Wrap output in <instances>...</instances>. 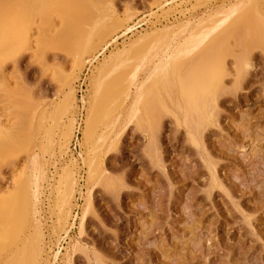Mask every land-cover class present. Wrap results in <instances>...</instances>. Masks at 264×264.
<instances>
[{
    "label": "rangeland",
    "instance_id": "374dc122",
    "mask_svg": "<svg viewBox=\"0 0 264 264\" xmlns=\"http://www.w3.org/2000/svg\"><path fill=\"white\" fill-rule=\"evenodd\" d=\"M2 1L7 17L17 19L14 33L26 32L30 42H17L7 56L0 57V125L9 132L8 138H0V200L9 199L11 204L14 200V207L21 204L20 200L24 204L29 193L24 209L30 211L29 219L33 218L24 222L20 212L17 228L13 221L10 230L4 229V234L18 231L22 238L18 236L19 241L0 249V264L20 253L23 238L31 239L26 241L27 248L42 246L41 264H264V46L260 44L264 0H50L52 8L47 7V0H31L33 9H25L30 0ZM223 16L240 24L224 33L223 46L227 48L221 53V78L202 96L207 100L213 90L211 111L200 112L202 116L207 114L206 122H199L196 129L183 125L182 104L191 101V95L184 91L178 76L182 61L171 63L166 79L164 74L157 76L156 100L138 95L144 79L156 68L154 74H158L165 62L156 61L164 60V44L182 42L188 31H177V35L172 33L158 41L164 42L161 58L153 45L157 41L140 42L139 58L131 56L122 66L130 72L126 71L129 75L123 78L127 98L113 94L102 118L106 120L103 123L109 121L102 123L104 127L99 123L96 131L98 136L102 128L107 129L102 130L104 138L97 149L105 179L88 183L84 158L89 150L82 136L89 108L97 104L91 97L94 68L112 49L166 26L175 28L183 22L193 25L201 18L206 21L204 25H214L208 38L224 23L220 19ZM115 18L124 19V25L102 43L99 32ZM135 19H143L144 24L114 43L122 32L135 29ZM128 26L131 28L125 30ZM40 36H48L41 46ZM86 37L95 39L98 47L94 52L82 50L85 61L74 68L78 43L85 42ZM62 42L77 44L72 52L75 56ZM73 68L72 110L63 100L65 80ZM119 69L109 73L111 88L118 87L119 75H115ZM180 96L186 101L182 103ZM78 105L83 110L79 148L71 152L69 143ZM69 114L72 131L67 147L62 149L61 124L68 123ZM139 117L142 120L138 125ZM70 160L77 183L68 217L71 224L63 230L57 222L59 209H63L58 179L61 167ZM88 200L90 208L84 214Z\"/></svg>",
    "mask_w": 264,
    "mask_h": 264
},
{
    "label": "bare ground",
    "instance_id": "6f19581e",
    "mask_svg": "<svg viewBox=\"0 0 264 264\" xmlns=\"http://www.w3.org/2000/svg\"><path fill=\"white\" fill-rule=\"evenodd\" d=\"M33 1L31 2V0H30V3H32V6L31 5H30L31 7L29 6L30 8L28 7V5L30 3L27 2L26 3V6L27 7H25V9H33L32 7H35L34 6L35 4H34ZM47 1H46L47 7L48 8H50V7L52 8V2H50V0H47ZM39 3L40 2L38 1V6L41 4V3L40 4ZM8 5H10V4H8ZM0 9L2 11L1 16H0V57H1V56H7L8 55V52L10 51V49L17 42L18 43H21V44H27L28 41L30 42V40H29L28 35L25 36L26 35V32H25V34L23 32V35H21V33L20 34H15L14 33L16 31L15 28L17 27L16 24L18 23L17 22V19H14V17L12 19H9L10 17L9 18L7 17V12H6V8H5V2L2 1V0H0ZM49 10H47V11H49ZM52 10H50V11H52ZM34 11H35V9H34ZM38 11H39V9H38ZM53 12H55V11H53ZM34 13H36V12H34ZM61 13H63V12H61ZM224 13L225 12H222V14H224ZM36 14H33L32 16H35ZM129 15H130V13L128 12L126 16L129 17ZM41 18H42V16H41ZM253 18H254V15H253ZM257 18H258V16L256 17V20L259 21V19H257ZM220 19L224 23L223 24H220L218 30L216 29L217 31L215 30V32L213 34H211L210 36H208V38H206L207 37V33H208V31H210L211 29H213L214 25H212V26H206V25H204V23L206 21L205 20H202L201 18H197L195 20L196 21L195 22L196 24H193V25H191L190 22H186V23L183 22V23L177 25V27L175 26V28L166 26L165 28L160 29V30H155V31L152 30L149 33L144 34L143 36H140V37H138V38H136V39H134V40H132L130 42H127V43L123 44L121 47H117L114 50L112 49V51H110V53L108 52V55H106L107 57H105L104 59H102V62L100 64V66H98L99 65L98 64L97 65L98 67L94 68L95 71L93 73H91L92 76H90V77H92L91 78L92 80L90 79L92 81V82H90L91 85H92V87H91L92 88L91 89L92 90L91 97H94V99L97 100V104L94 107L91 106L89 108V114L87 116V120L85 121V129L83 130L84 132H83V136H82L83 137L82 138V142L85 144V147H87L88 150H89V154H86L87 156H85V158H84V159H87V165H88V169H89L88 172H87L88 173L87 174V178L89 179V180H87L88 183H89V181H94L96 183L97 181H104V179H105V176H106L105 174L106 173L104 174V172H103L104 170L103 171L101 170V167L100 166L102 164L100 163V159L97 158V149L101 145L100 142L102 141V138H104L103 137L104 135L102 133L103 128H102V130L99 128L98 131L101 130V132H98L97 133V134H99L98 136L96 135V131H97V128H98L99 123L102 124L104 122V121L102 122V120H105V119H102V118L104 117V112L108 110L109 105H111V103L113 101L112 98H111L113 96V94L116 93V95L117 94L119 96L121 95L122 99H124L123 97H126L127 96V93H128L127 92V87L124 85L126 79H123V78H127V75H129L130 72L127 71L126 69H123V67L125 65L124 64L125 61H127L131 56H134L135 58H139V56L141 54V51L138 48V44L140 42H147L146 44H148L149 42L157 41V42H153V45L154 46H157L156 47V48H158L157 53L159 52V56H160V55H163V54H160V52L161 51L163 52V50H161V47L164 44V42H158V41H162L169 34H172L173 33V35H175L176 34L175 32H177V31H178V33L180 31H181V33H182V31H186V32L188 31V34L184 37V39H182V42H176L175 41L176 43H174V44L171 43L172 45H170V46H168L167 43L164 44L165 47H166L165 48L163 46L164 47L163 49H165L164 50L165 52H163V53L164 54L166 53L164 55V60L163 59H159V58H161V56L160 57L158 56L159 57L158 58L159 60H156V61H157L158 64H160L161 61H165V62L164 63L162 62L163 64H161V66L159 67L160 70L157 72L158 74H154L156 72V69H157L154 66L156 69H154V72L152 74H150L149 76H147L144 79V81L142 82V84L139 87L138 95L142 99H145V97H147V98L149 97V100H150V97L151 98H154L155 97V87L160 82L158 80L159 79L158 78L159 75L160 74H164L165 75V79H166L167 78V71H168L167 68H169V66L171 65V63L173 61H178V60L179 61H182V63L177 67V69L178 68H180V69L182 68V70L184 72H182V70H180V72H181L180 74H182V76L180 74L178 76H180V80H182V84L184 86V91L185 92L188 91V94L190 93V95H191V101H189V102L186 101L184 98L182 100V97L180 96L181 97V100H182V103L186 101L185 104H187V105L182 104V105H184V108L186 106L185 110L183 108V111L185 112V113L183 112L184 113V115H183L184 117H182V118H184L183 125L185 124V126H187L189 128H193V127L195 128L196 126H199L200 125L199 122L207 120V116L206 115L208 114V112L211 111L210 108L212 107V105L210 104L211 103V100H212V104L214 102V100L212 98L213 97L212 96L213 90H211V92H210L211 99L209 98L210 95L208 97H206L207 100L203 99L202 96L204 94L207 95V92L210 90L209 87L212 86V84L214 85V83L216 82L215 80L217 78H221L220 71H222V70H220L221 68H219L220 63H221L220 62L221 61V53H223V49H226L227 48V46H225L226 48L223 46V38H224L223 36L225 35L224 33L226 31L229 32L230 29L233 28L234 24H237V22H239L237 19L227 18V16L226 17L223 16ZM27 21H28V19H27ZM44 21H47V20H44ZM123 21L125 22L124 19L121 21L119 18H115L110 23L105 24L104 25V29H102L99 32V34H98V39H100L102 43H105V41H107L109 35H111L112 33H114L118 28H120V26H122L121 24H123L122 23ZM257 21H256V23H257ZM261 21L263 22L262 19L260 20V22ZM252 22H253V20H252ZM254 22H255V20H254ZM256 23L254 25H256ZM239 24H240V22L238 23V25ZM38 27H40V26H38ZM238 27H240V26H238ZM250 27H251V25H250ZM250 27L249 28L248 27H245L244 29H246V28L247 29H250ZM252 27L254 28V26H252ZM252 27H251V29H252ZM130 28L128 26V28H126L125 30H128ZM40 30H41V27H40ZM137 30L138 29H133L131 31L122 32L123 34H120L118 36H122L121 37V39H122L124 36L129 35L131 32L137 31ZM238 30H240V29L238 28ZM242 31H244V30H242ZM242 31H240V32H242ZM237 32H239V31H237ZM250 32L248 33V35L250 34ZM62 33H63V31H62ZM181 33H180V35H181ZM246 34H247V32H246ZM65 35H67V34H65ZM41 37L42 36L39 37L41 39V41L38 40V43H39L40 46L43 43H45V39L48 36H45L46 38H44V36L42 38ZM69 37H70V33H69ZM262 37H263V42H260V44H261V46H264V45H262V43H264V27H263ZM72 38H73V36H72V33H71V39ZM42 39H43V42H42ZM242 39H244V37ZM248 39L249 38L246 39L247 40V44H248ZM250 40H251V38H250ZM95 41L96 40L93 39V38L86 37L85 42H81V43H78L77 42L78 45H80V46H79V48H77V52L75 51L76 52L75 53L76 54V57L74 59V64H73V67L74 68H77V67L79 68V66L81 65V63H83V60L85 61V59H83L81 57V51L82 50H88V51L89 50H92V51L94 50L95 51L97 49L98 45H97V43ZM116 41L119 43V40H114V43ZM68 42H65V43L62 42L63 43L62 45L64 46V44L66 45ZM254 43H255V41H254ZM240 44H243V43H240ZM48 45H50V44L48 43ZM71 45L70 46L68 45L69 47L67 49H68V51L69 50L71 51L70 54H73L74 55V53H72V52H74V50H76V48L74 49V46H76L77 44H75L74 46L73 45L71 46ZM224 45H226V44H224ZM253 45H255V44H253ZM246 46H248V45H246ZM157 63H155V64H157ZM246 63H244V65H243L244 68L248 65V63H247V65H246ZM156 66L158 67L159 65H156ZM121 67H122L123 70L121 69ZM74 68H73L72 74H70L67 77V79L65 80L66 87H67V93H66V98L63 100V103H66L68 105V107L71 108L72 110L74 108L73 105H74V102H75V94H74V90H73L72 83H71V81H73V79H74L73 77L75 75L74 74V71H75ZM116 68H120L119 69L120 71L119 72H116V75L114 74L115 77L117 76V74L119 75V79L116 80L118 82V87L114 86L116 84H113V86L116 87V89L112 90V88H114V87L111 88L112 85L108 84L110 81L108 79V82H107V78L109 76V73L111 71H114V69H116ZM183 68H185L186 71ZM172 69H173V67H172ZM126 71L129 72V73H127ZM169 71H173V70H169ZM243 72H245V71L240 72V74H242ZM178 76H177V79H178ZM120 80H122V82H120ZM180 80L178 81V83L180 82ZM218 80H220V79H218ZM116 81L115 82L111 81V83H116ZM161 81H163V80H161ZM162 85H164V84L162 83ZM186 88H187V90H186ZM164 90H165V94H166V89H164ZM152 93H154V94H152ZM89 94H90V92H89ZM154 100H156V97H155ZM167 100H169V98ZM158 102L155 101V103H158ZM118 104H120V103H118ZM150 104L154 105V103H152V102ZM158 105H157V107H158ZM210 105H211V107L209 108ZM160 106L161 107L162 106L163 107H166L165 104L164 105L163 104L162 105L160 104ZM158 108L160 109V107H158ZM112 110H114V109H112ZM202 110H205V112H207V114L205 113L206 115L203 114V116H202V114L200 113ZM162 111H163V109H162ZM165 111H167V110H165ZM113 112H110L109 114H113ZM126 113H128V111H126ZM194 114H197L198 116L197 117H194ZM68 117H70V118H68L69 119L68 120V123L61 124V138L59 140V145H60V147L62 149H64V147L65 148L67 147L66 144H67V141L70 139L69 137H70L71 131H72V119H71L72 116H71V114H69ZM141 120H142V118L140 119V117H139L138 122H137L138 125H139V123H140ZM106 123H103V124L105 125ZM177 123H179V122H177ZM203 123L204 122H202V124ZM103 124H102V126H103ZM100 127H101V125H100ZM104 130L106 131L107 129H104ZM7 131L8 130L2 128V125H0V138H1V140H2V138L4 139L6 137L7 138L9 137V135L6 136V134L9 133ZM6 140L7 139H5L3 141H6ZM193 140H195V139H193ZM84 144H83V146H84ZM102 144H103V142H102ZM72 163H73V161L70 160L69 163H67L66 165H64L63 167H61V172H60L59 179H58L59 184L62 185L61 190H59L60 191V194H61V196H60L61 201H59V202H61V205H62L63 209L60 210L59 209V206H58V209H59V211H60L61 214H60V216L57 215V214L56 215H57V218H59V220L57 222L60 223V225L62 226L63 230L66 227H68L67 225L69 223L68 222V217L70 215L71 202H72V198H73L75 186H76V183H77L76 182L77 180L75 179L74 174H73V169H72V165H71ZM28 194L29 193L25 194V197L23 196L25 198V200L22 199V200H24V204H23V201L20 200L21 204L20 205L19 204H17V205L15 204L14 207H13L14 200H12L13 202L11 201L12 202V204H11L10 201H9V199L7 201V200H4V199L2 200V198H1V200H0V223L4 224L3 225L4 227L1 226L2 224L0 225V229H1L0 230V249L3 246L5 247L7 245H10L14 241L16 243V239L20 235V233H18V231L17 232L8 231L11 234H9L7 232L6 233L9 234V235H7L6 233L4 234V229L5 228H7V229L10 228L11 229L12 226H10V224L13 225L12 224L13 221L15 223L16 222H19L18 219H20V215H22L23 218H21V220L24 221V222H26L27 220H30V219L32 220L33 217L32 218L30 217V219H29V216L30 215L27 213V212H30V211H28L27 208H26V210L24 209L25 203H26L25 207H27V204H28L27 202L29 201V200H26V195H28ZM29 197L30 196H28L27 199H29ZM60 198H59V200H60ZM25 201H27V202H25ZM89 202L90 201L88 200V202H87V204L85 206V210L83 212L84 214H86V212L90 208V206H89L90 203ZM17 206L19 207V209L17 208L18 210L16 209ZM62 207H60V208H62ZM15 209H16V211H15ZM20 212H21V214H20ZM84 214H83L82 217H84ZM17 216H19V217H17ZM82 223H81V225H82ZM17 224L18 223H16V226H15L16 228H17ZM69 224H71V223H69ZM37 225L38 224H36V227L35 228H37ZM38 227H39L38 228V230H39L40 229V226H38ZM13 229H15V228H13ZM34 230L36 232V229H34ZM1 234L6 235V237H5L6 239H3L1 237L2 236ZM7 236L8 237L10 236V237L8 238ZM20 237L21 236H19V238ZM19 238L17 239L18 241H19ZM23 240L25 241V243L23 241V243H21V246H22L23 249H25L28 246V245H26L27 244L26 241L28 240V242H30L31 239H29V238L28 239L27 238L24 239L23 238ZM37 242H40V239H39V241L37 239ZM40 243H42V242H40ZM29 248H30V250H28V252H27L26 250L29 249ZM29 248H27L25 250H23V249L20 250V253H16L17 256L14 253L12 256H14V257L16 256V257L15 258L12 257L11 260H12L13 263L11 262L10 256H9L8 257L9 260H7V258H6L5 261L3 260L4 262L2 264H41L42 263V261H41V258H42L41 255L42 254L40 255V252H41L42 246H39L38 245V248H37V245H36V247L33 246V248L32 247H29ZM24 251H26V252H24ZM42 251H43V249H42ZM57 252L54 253V254L57 255ZM24 253H28V254L25 255ZM65 255H66V253L64 254V257H66ZM68 255H69V253H68ZM64 261H65V259H64ZM65 264H69V263H66L65 262Z\"/></svg>",
    "mask_w": 264,
    "mask_h": 264
},
{
    "label": "built area",
    "instance_id": "2783aa9c",
    "mask_svg": "<svg viewBox=\"0 0 264 264\" xmlns=\"http://www.w3.org/2000/svg\"><path fill=\"white\" fill-rule=\"evenodd\" d=\"M132 24H133L132 28L137 29L138 27H140L141 25L144 24V21H143V19H135V20H133ZM121 37L122 36H118L117 40H120ZM80 80H82V81H80L79 87H81L82 84H83V79L81 78ZM78 104H80V103L78 102ZM82 111L83 110H82L81 106L78 105L77 106V111H76V114H75L74 131H73V135H72V137L70 139V143H69V149H70L71 152H76L77 149L79 148L78 147V138H79V133H80L79 132V127H80V124H81L82 113H83Z\"/></svg>",
    "mask_w": 264,
    "mask_h": 264
}]
</instances>
